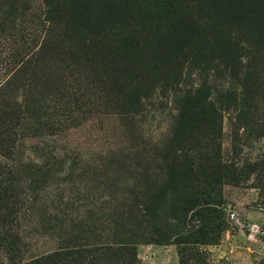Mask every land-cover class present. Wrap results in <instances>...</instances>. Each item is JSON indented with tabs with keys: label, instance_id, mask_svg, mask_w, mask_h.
<instances>
[{
	"label": "rangeland",
	"instance_id": "rangeland-1",
	"mask_svg": "<svg viewBox=\"0 0 264 264\" xmlns=\"http://www.w3.org/2000/svg\"><path fill=\"white\" fill-rule=\"evenodd\" d=\"M178 3L184 29L220 28L246 57L236 68L238 77L221 63L205 71L186 64L180 89L206 79L217 101L227 90L241 91L248 69L258 75L253 80L257 124L244 130L235 111L223 113L222 161L234 162L241 177L221 186L220 240L211 246L178 245L171 213L156 215L146 203L166 179L177 116L172 92L156 90L148 100L141 98L137 114H128L124 57L101 50L88 66L80 54L79 63L73 57L68 69L56 51L70 55L75 44L58 36L62 27L48 36L54 18L65 23L63 12L50 14L44 0H0V142L10 145L8 157H2L0 146V264H25L59 250L129 245L137 264H182V257L185 264H264V0ZM84 6L90 29L97 28L101 10L128 12L124 0H85ZM136 35L140 49L152 48ZM34 51L42 53L34 56ZM13 77L17 81L6 85ZM62 80L70 81L68 92L75 96L61 99L68 86L61 92ZM29 91H41L47 104L68 111L45 136L30 120L15 118V101L21 103ZM248 163H257L256 170Z\"/></svg>",
	"mask_w": 264,
	"mask_h": 264
},
{
	"label": "trees",
	"instance_id": "trees-1",
	"mask_svg": "<svg viewBox=\"0 0 264 264\" xmlns=\"http://www.w3.org/2000/svg\"><path fill=\"white\" fill-rule=\"evenodd\" d=\"M124 1L128 6L127 13L101 10L95 16L97 28L90 29L86 23L91 20L85 12V0H44L48 12L52 14L61 10L64 14L61 21H65L58 22L54 18V26L48 36L62 27L57 32L58 36L75 44L70 55H66L64 49L56 51L61 63L68 64L73 57L79 63V55L85 54L87 65L93 66L101 50L124 57V74L130 88L128 114H137L141 98L148 100L156 90L172 92L177 116L166 154V179L164 187L146 203L154 208L156 215L171 213V220L179 229L177 233L174 231L176 244L192 247L215 245L221 238L224 224L221 207L225 203L221 186L226 180L238 183L241 177V171L234 162L225 164L222 161L223 113L235 111L244 130L257 124L258 99L254 91L258 87L253 86L257 72L248 69L242 77L241 91L227 90L217 101L213 100L211 86L206 79L198 86L180 89L186 64L196 65L200 71H205L211 65L221 63L225 71L230 70L238 77L236 68L243 66L246 58L242 55L244 48L233 43V39L220 28L197 24L192 30L184 29L179 0ZM137 33L152 48L144 46V50L140 49L136 43ZM42 51H34L33 55ZM73 67L69 63L67 68ZM17 77L5 84L11 85ZM68 82L64 81L59 87L61 92ZM71 87L68 84L67 93H60L62 100L75 96L68 92ZM43 95L41 91H29L23 95L22 102L15 101L13 107L15 118L30 120L29 124L41 136L56 129L68 112L64 105L47 104ZM3 136L7 137V133ZM0 146L2 157H8L9 141L2 140ZM257 166V163L247 164L250 170H256ZM137 261L135 248L129 245L59 250L25 264H137ZM182 264H185L183 257Z\"/></svg>",
	"mask_w": 264,
	"mask_h": 264
}]
</instances>
